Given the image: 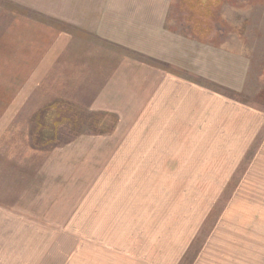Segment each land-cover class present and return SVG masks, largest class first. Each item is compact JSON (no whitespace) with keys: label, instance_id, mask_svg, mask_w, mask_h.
<instances>
[{"label":"rangeland","instance_id":"1","mask_svg":"<svg viewBox=\"0 0 264 264\" xmlns=\"http://www.w3.org/2000/svg\"><path fill=\"white\" fill-rule=\"evenodd\" d=\"M8 1L0 0V20L10 11L41 17ZM52 11L66 18L59 48L94 18ZM119 11L110 32H99L108 49L90 42L112 66L81 74L99 85L100 105L62 74L56 105L32 118L34 145L49 128L52 147L33 148L45 153L28 160L23 148L16 160L3 148L11 159L0 162V264H254L263 211L242 210L238 190L245 195L253 175L264 182V0H171L163 24L149 8ZM63 146L67 161L58 157ZM119 150L133 165L115 177ZM257 231L250 256L234 255L231 246L249 249ZM215 241L226 243L217 255L206 249Z\"/></svg>","mask_w":264,"mask_h":264},{"label":"crops","instance_id":"2","mask_svg":"<svg viewBox=\"0 0 264 264\" xmlns=\"http://www.w3.org/2000/svg\"><path fill=\"white\" fill-rule=\"evenodd\" d=\"M68 2L74 3V5L71 6V4H68ZM137 3H130L129 0H56L55 2H52L50 0L8 1L7 4L10 5L9 7L12 8L11 10H31L30 12L35 13L41 17L36 18L34 16H25L23 15L25 11L22 12V16H17L16 14H18L19 11H10V14L12 16L9 15V18H3L0 20L1 163L3 158L7 157L3 154V148H12L10 149V152L12 153L11 158L15 160L21 154V152H19L18 150L20 148H23L22 154H24L26 158L25 160H28V157L31 154L45 153L43 151H35L33 148L52 147L50 145L45 146V140L43 139H41V147H39L38 144L37 146L34 145L32 118H34V116H36V114H38L40 110L42 112V110L56 105L55 100L51 98L57 96L54 95L55 91L53 90H57L59 87L58 83L63 82L61 79H59V77H63L62 74H69L70 76L65 79L78 82L80 85L78 84L79 86L77 87L79 88L82 87L81 84L85 83L83 84L85 87L84 89L90 90L91 92V95L89 96V99H91L90 104L100 105V102L98 101L99 92L95 91L99 88V85H95V82L91 75L87 77V79L82 80L81 74L88 71L92 72L95 69L98 70V67L100 65L106 67L107 65L111 64L112 66V63L109 58H107L110 56L108 55V52L106 50L105 54L99 57V49L91 48V43L95 42V45H99L100 43V45H103L105 48L110 45L109 43L104 41V36H100L99 32L106 31L108 29L106 25L115 24V14L121 13L119 10L124 9L127 6L132 8L152 9L155 18L160 22V24H163L164 22L159 19H163V13L165 16L166 10L170 9L171 7V0H137ZM68 7H73L75 10H82L83 18H91L92 16H94V18L92 23L89 24L90 27L83 28L81 26H78L74 27V31L69 32L71 38H65V40H69V42H72L70 48H59V44L56 46L55 44L59 40L61 41V37H68V35L63 34L64 32H68L64 30V26L67 25L66 23H64L66 21V18L59 17L63 14L60 12L52 11V9H66ZM6 14L8 15V13ZM52 16L56 17L55 20H52ZM109 16L111 18L110 21L108 19ZM77 17L78 16H76V18ZM141 22L142 21H122L120 24H141ZM107 32L109 33L110 31L107 30ZM61 43H63V41H61ZM119 66L123 67L122 63L119 64ZM137 67L139 68V66ZM160 69L162 70V73L164 72V74L166 75V71L162 67ZM35 73H46V75L43 77L38 74L35 77L33 75ZM128 73L132 74L130 71H128ZM134 79H138V77L135 75ZM128 82L132 83L131 79ZM70 85H73V83L70 82L69 85H66V88H68ZM32 88L33 90H31ZM40 89L52 90V92L49 94V98L46 99L42 95L43 93L37 91ZM146 103L149 105L147 109H151L150 104L148 102ZM70 104L81 107L77 103L76 99ZM172 113H174L173 110L168 112V114ZM233 126H235L234 128L239 131V126H237L236 123H234ZM2 135H9L7 136L10 137L9 140L5 141L10 144L9 146L3 143V140L1 138ZM163 135L166 136V138L172 137L170 134V130L165 131ZM66 149L67 148L63 146V149L60 150L58 155V157L64 161H67ZM126 151L127 150H124V153ZM150 151L158 152L160 150L154 148ZM128 152L126 153L127 155L124 154V157H122L123 154L120 155V150L117 152V155L121 156V159H118L112 164L114 168L112 174L115 177L123 176L125 174L123 170L129 168L130 165H133V162L130 161V151ZM213 155H215L214 152L208 151V158H215ZM11 158L8 157L6 159L9 160ZM208 163L210 168L215 167L214 163ZM5 166L6 165H4V167ZM0 168H2V165H0ZM32 176L34 177L35 174L33 173ZM44 182L45 186H61L60 183L54 184L49 180H44ZM246 184L248 185V188L245 195L240 193L241 190H238V194L242 196L238 197L240 202L239 205H242V207L244 208L242 210L246 211H253L254 209H259L261 207L260 209L263 211V213L261 216V220L259 219V223H263L264 220L262 218L264 216V182L257 176L253 175L251 177V180ZM51 190L58 191L59 189L52 187L50 191ZM56 200L60 201V196H58ZM230 206L237 209V204L234 200L231 201ZM123 214L128 215V212ZM109 216L113 217L111 215ZM238 216L250 221V219L246 218L245 216ZM229 224L230 228L235 227L236 221L233 219H229ZM257 236L258 231L257 235H255L254 237L252 246L249 247V249L243 250L242 247L240 248L231 246L230 250H232L234 255L236 256L247 254L246 258H248L250 256L251 249L255 247ZM235 239L236 238H233L232 240ZM221 248L225 249L226 243L215 241L212 248H209L208 246L206 249H215L214 253L217 255L223 250ZM241 250H243L244 252H241ZM202 263L203 262H196L195 264ZM254 264H264V230L259 248L256 249V260Z\"/></svg>","mask_w":264,"mask_h":264},{"label":"trees","instance_id":"3","mask_svg":"<svg viewBox=\"0 0 264 264\" xmlns=\"http://www.w3.org/2000/svg\"><path fill=\"white\" fill-rule=\"evenodd\" d=\"M52 107H54V105L52 106ZM51 107V108H52ZM47 110H48V108H46ZM43 111V110H42ZM46 131V133H42L43 134V136L41 135V139H43V140H45L46 141V143H50V139H51V133L53 132L52 130H50L49 128H47V130H45Z\"/></svg>","mask_w":264,"mask_h":264}]
</instances>
